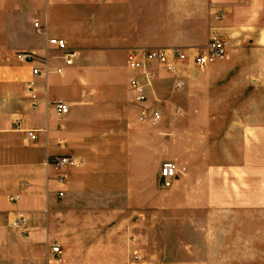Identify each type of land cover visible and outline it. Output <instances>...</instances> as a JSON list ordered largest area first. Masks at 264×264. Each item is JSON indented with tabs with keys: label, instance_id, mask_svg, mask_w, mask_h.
Here are the masks:
<instances>
[{
	"label": "crops",
	"instance_id": "1",
	"mask_svg": "<svg viewBox=\"0 0 264 264\" xmlns=\"http://www.w3.org/2000/svg\"><path fill=\"white\" fill-rule=\"evenodd\" d=\"M214 35L223 58L153 64L147 102L137 100L130 80L145 77L129 66L133 51L204 49ZM52 37L76 53L71 65ZM21 51L45 57L43 74ZM154 109L157 120L141 119ZM55 155L76 163L59 169ZM166 162L178 175L162 188ZM152 212L161 241L192 252L187 264L233 260L235 243L247 258L241 221L264 215V0H0V264H56L61 246L94 234L134 257ZM21 215L26 233L13 226Z\"/></svg>",
	"mask_w": 264,
	"mask_h": 264
},
{
	"label": "built area",
	"instance_id": "2",
	"mask_svg": "<svg viewBox=\"0 0 264 264\" xmlns=\"http://www.w3.org/2000/svg\"><path fill=\"white\" fill-rule=\"evenodd\" d=\"M98 2H104L105 0H97ZM35 26L39 27V23L35 22ZM49 45L56 48L57 50L64 52V60L66 65H71L73 59L76 55L75 52L69 51L67 41L63 38L52 37L49 39ZM227 53L226 42L218 35H214L210 38V41L206 48L204 49H193L186 50L181 48L165 49V48H155L149 50H136L130 54L129 66L132 70L136 72H141L145 79H141L138 76L133 77L130 80V87L135 92L137 100L140 103L147 102L146 88L148 86L147 81L151 79L152 73L149 72L153 64H159L164 66V68L173 72L178 63L191 60L192 63L198 68H204L209 64L215 62L218 59L223 58ZM18 57L21 61L31 64L33 66L32 73L34 76H39L43 74V65H46L45 57L32 51H21L18 53ZM62 68L57 69L58 73H61ZM48 73V71H45ZM183 82L179 81L176 84V88H182ZM55 108L59 114H65L68 112V106L62 102H55ZM151 117L157 120L160 114L157 110H152L150 114L144 110L141 114V119ZM15 125L19 130H22V123L20 120L15 121ZM26 133L32 140L37 139V132L35 130H26ZM50 163L59 169L66 168L72 164L76 163V158L70 155H55L50 159ZM178 173L176 167L171 162H166L163 164L160 170V186L162 188H169L172 186ZM59 180L64 181V176L59 175ZM60 196H63V192H60ZM27 218L23 215L18 217L13 226L17 229L27 232ZM51 252L53 255L60 254V247L58 244L51 246Z\"/></svg>",
	"mask_w": 264,
	"mask_h": 264
},
{
	"label": "rangeland",
	"instance_id": "3",
	"mask_svg": "<svg viewBox=\"0 0 264 264\" xmlns=\"http://www.w3.org/2000/svg\"><path fill=\"white\" fill-rule=\"evenodd\" d=\"M160 221L159 212H152L149 220L146 221L151 227L148 234L150 235V242L148 241L145 246L139 242L133 244V251L140 253L134 252V257H132V253L129 256L124 243H121L123 251H119L117 254L112 251L111 243L108 242L103 245L98 243V236L94 234L88 236V243H73L71 244L72 246H61L63 254L60 257V262L56 264H132V262L136 264H143L144 262L147 264H187L191 262V258L188 255H191L192 252L190 253L188 249L184 250V244H167L161 241ZM241 222V230H243L242 226L246 225L247 227L246 236L249 242L243 245L247 258L239 259L238 255L240 253L235 243L231 244L233 247H231L232 249L228 254L236 257L233 260L231 258L223 259L222 264H264V215L253 220H242ZM140 228L142 231L143 226H140ZM186 245L191 247L192 244L188 243ZM201 246L204 247L205 244ZM79 249L87 250V253L84 251V253H80L77 251ZM112 253H115V255H112ZM206 255L205 250L199 248V250L195 251L194 257L202 260ZM187 256L188 258H185Z\"/></svg>",
	"mask_w": 264,
	"mask_h": 264
}]
</instances>
